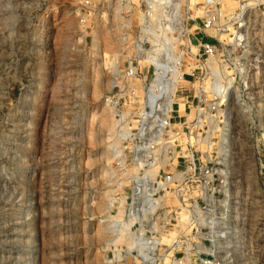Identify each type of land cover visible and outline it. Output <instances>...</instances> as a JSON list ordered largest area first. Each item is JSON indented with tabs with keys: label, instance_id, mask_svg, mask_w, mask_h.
<instances>
[{
	"label": "rangeland",
	"instance_id": "rangeland-1",
	"mask_svg": "<svg viewBox=\"0 0 264 264\" xmlns=\"http://www.w3.org/2000/svg\"><path fill=\"white\" fill-rule=\"evenodd\" d=\"M223 1L228 12L250 6L243 47L232 33L221 38L224 55L241 56L251 76L249 88L232 96L224 127L230 201L219 225L227 233L205 245L215 247L218 264H264V0ZM76 2L0 0V264H206L210 251L168 245L179 234L191 244L198 231L211 232L209 223L167 224L153 255L128 253L124 224L111 227L112 150L121 145L105 99L113 69L132 48L122 43L118 13L85 28ZM189 2L199 13L197 0Z\"/></svg>",
	"mask_w": 264,
	"mask_h": 264
},
{
	"label": "built area",
	"instance_id": "built-area-1",
	"mask_svg": "<svg viewBox=\"0 0 264 264\" xmlns=\"http://www.w3.org/2000/svg\"><path fill=\"white\" fill-rule=\"evenodd\" d=\"M173 3L174 0H77L73 10L85 28L97 19L118 13L122 43L132 48L125 55L123 68L117 66L105 101L113 110L121 145V151L113 154L117 191L111 200L117 212L123 206V220L136 216L126 228L134 242L131 250L136 252L142 248L155 253L164 242L155 243L151 249L150 243L162 235L151 223L163 222L165 231L167 224L180 220L177 214L183 208L188 210L189 223L227 219L230 180L223 161L224 127L230 121L227 112L232 96L250 86L251 64L246 66L241 56H225L228 44L221 38L232 33L236 45L243 47L250 6L243 2L228 12L223 0H197L195 13H199L192 14L189 0H179L180 19L172 27ZM199 34L200 38L196 36ZM171 36L180 39L175 54ZM146 50L155 55L160 65L142 57ZM172 64L178 65L180 73L171 72ZM171 85L174 88L170 98L181 99L179 107H167L163 97ZM215 207L220 208L218 214L209 216L207 211ZM140 221L150 225L143 234L137 230L139 227L131 230ZM109 222L115 230L120 226L115 220ZM219 222L214 234H201L197 229V239H190L191 244L186 235L179 234L168 247L174 251L182 248L185 253L210 251L204 263L218 264L213 256L215 247H206L205 243L226 235L227 229Z\"/></svg>",
	"mask_w": 264,
	"mask_h": 264
},
{
	"label": "bare ground",
	"instance_id": "bare-ground-1",
	"mask_svg": "<svg viewBox=\"0 0 264 264\" xmlns=\"http://www.w3.org/2000/svg\"><path fill=\"white\" fill-rule=\"evenodd\" d=\"M189 1H191V0H189ZM174 15H173V23L175 22V26H172V27H176V25H177V23H178V21H179V19H180V11H179V0H174ZM119 10V8L117 7V11ZM100 15H105V14H103V13H100ZM172 29V28H171ZM238 35H239V37H242V34L241 33H237ZM169 41H171L172 43H171V46H173V54H175V53H177V44L180 42V39L179 38H177V37H173V36H171L170 37V39H169ZM184 42V41H183ZM142 57H145V58H147V59H149V60H152L153 62H155L156 63V65H160V63L158 62V61H156V57H155V55L152 53V52H150V51H148V50H146V51H143V55H142ZM114 62H115V59L113 60V63L112 64H114ZM112 67V66H111ZM117 69V68H116ZM116 69H113V74L115 73V71H116ZM170 70H171V72L175 75V74H178V73H180V70H179V68H178V65H175V64H172L171 66H170ZM174 88V85H171L170 87L168 86V88H167V90H166V93L163 95V97H164V99H165V101H166V104H167V107H169V108H171V107H176V106H181V101H176L174 98H170V93H171V91H173L172 89ZM161 95V94H160ZM231 111V110H230ZM231 114V113H230ZM229 116V111L227 112V117ZM229 118H231V117H229ZM119 139H120V135H119ZM115 149V151H114V153L116 152V153H119L120 151H121V149H120V147H115L114 148ZM153 168L155 169V170H157V168H158V165H155V166H153ZM149 172H151L150 170H149ZM124 200L122 199V202H123ZM121 205H123V203L121 204ZM124 208H123V206H121L120 207V209L118 210V212H117V214H115V215H113V216H110L109 217V220H115V222L117 221L118 223H119V227L117 228V230L116 231H118L119 232V228L121 227V225L122 224H124V235L129 239V241H128V247H127V252L128 253H131V247H133L132 245V243H134L133 242V240L132 239H130L128 236H127V234H126V228L127 227H129L132 223H133V221H134V219L136 218V216H131V217H129V219H127V220H123L122 219V216L120 215V216H116V215H118V213H119V211H123L124 212V210H123ZM146 212L147 211H145V208L143 207L142 208V214H143V217H145L146 218V215H144V214H146ZM177 215H179V217H180V222H181V225L183 226V227H187L188 226V224H189V215H188V210L187 209H185V208H183L181 211H179L178 212V214ZM119 219V220H118ZM140 219V218H139ZM204 222H207V223H209L210 224V227H211V232L214 234L215 233V230L214 229H212L214 226V224H215V221H214V219L213 218H210L209 220H203ZM116 222V223H117ZM216 222H219L218 220H216ZM145 222H143V223H141V221H140V228H138L137 230H139V233L140 234H143V232H144V226H143V224H144ZM219 224H220V222H219ZM151 226L154 228V229H156V230H158L161 234H162V236H163V238H161V237H155L154 238V241L153 242H151L150 243V247H151V249H154L155 248V243H157V242H163L164 240H162V239H164V237H166L165 235H163V232H162V229H163V227H164V225L163 224H161V225H158V223L157 222H152L151 223ZM115 231V232H116ZM160 240V241H159ZM138 250H139V254H141V255H143V254H148V255H153V252L151 253L150 251H146V250H144V249H142V248H138ZM186 256H188V255H186ZM187 258H189V257H187ZM186 258V259H187ZM155 259V258H154ZM185 259V260H186ZM180 263L181 264H184L185 262L183 261V260H180Z\"/></svg>",
	"mask_w": 264,
	"mask_h": 264
}]
</instances>
